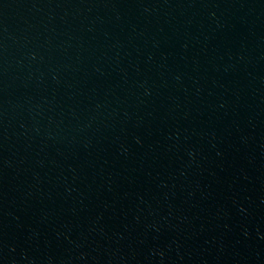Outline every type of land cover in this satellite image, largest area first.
I'll use <instances>...</instances> for the list:
<instances>
[{
	"label": "water",
	"instance_id": "water-1",
	"mask_svg": "<svg viewBox=\"0 0 264 264\" xmlns=\"http://www.w3.org/2000/svg\"><path fill=\"white\" fill-rule=\"evenodd\" d=\"M0 264H264V0H0Z\"/></svg>",
	"mask_w": 264,
	"mask_h": 264
}]
</instances>
